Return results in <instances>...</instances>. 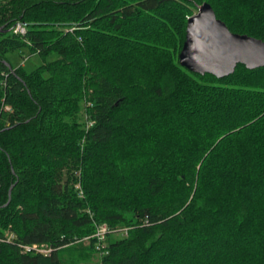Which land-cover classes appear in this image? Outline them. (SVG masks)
<instances>
[{
    "label": "trees",
    "instance_id": "trees-1",
    "mask_svg": "<svg viewBox=\"0 0 264 264\" xmlns=\"http://www.w3.org/2000/svg\"><path fill=\"white\" fill-rule=\"evenodd\" d=\"M205 2L264 40V0H0V264H264V66L181 65Z\"/></svg>",
    "mask_w": 264,
    "mask_h": 264
},
{
    "label": "water",
    "instance_id": "water-1",
    "mask_svg": "<svg viewBox=\"0 0 264 264\" xmlns=\"http://www.w3.org/2000/svg\"><path fill=\"white\" fill-rule=\"evenodd\" d=\"M181 65L217 77L232 74L239 63L250 69L264 66V40L232 32L208 2L188 18Z\"/></svg>",
    "mask_w": 264,
    "mask_h": 264
},
{
    "label": "rangeland",
    "instance_id": "rangeland-1",
    "mask_svg": "<svg viewBox=\"0 0 264 264\" xmlns=\"http://www.w3.org/2000/svg\"><path fill=\"white\" fill-rule=\"evenodd\" d=\"M198 11V9H197ZM10 61L12 62L13 66L17 67L19 65H23L25 67V69L27 71H32L34 70L38 65H40L41 63H43V59L40 57L39 54L37 53H33L30 54L28 48H23L20 51H16V52H11L8 54ZM57 57V54L55 52L51 53L48 58L47 61L53 60ZM84 111V110H83ZM83 114V112L81 113ZM81 120H83V117L81 116ZM80 172L79 169L74 170L75 175H78ZM114 236H119V235H114ZM85 241V245L90 243V239L87 237ZM79 255V251L75 250V251H71V252H65V256L66 259L68 258V261L70 259H72V256L75 258ZM99 254L98 252L93 254L90 258L88 259H83L81 261L78 262V264H100L99 261Z\"/></svg>",
    "mask_w": 264,
    "mask_h": 264
},
{
    "label": "built area",
    "instance_id": "built-area-1",
    "mask_svg": "<svg viewBox=\"0 0 264 264\" xmlns=\"http://www.w3.org/2000/svg\"><path fill=\"white\" fill-rule=\"evenodd\" d=\"M27 31V23L24 21H19L16 23L15 27H14V33L16 34H25ZM93 124L92 121H88L87 122V127H90ZM77 187L80 188L81 184L80 182H78ZM127 228H125V232H127L126 230ZM112 228L109 227L106 223H101L99 225H97L96 231L95 233L92 235L96 238V249L103 254L105 252V248H106V239H107V235L112 232ZM15 233L14 232H10L7 235V238H5L6 240L10 241L13 240L15 238ZM22 247L24 248L25 252H30V251H36V252H41V253H45V254H49L53 251V248L50 247L49 245L45 244V243H34V244H25L22 245Z\"/></svg>",
    "mask_w": 264,
    "mask_h": 264
},
{
    "label": "bare ground",
    "instance_id": "bare-ground-1",
    "mask_svg": "<svg viewBox=\"0 0 264 264\" xmlns=\"http://www.w3.org/2000/svg\"><path fill=\"white\" fill-rule=\"evenodd\" d=\"M94 245V244H93Z\"/></svg>",
    "mask_w": 264,
    "mask_h": 264
}]
</instances>
